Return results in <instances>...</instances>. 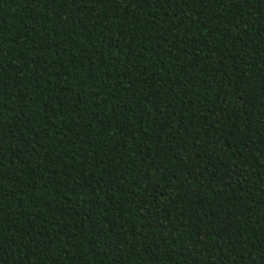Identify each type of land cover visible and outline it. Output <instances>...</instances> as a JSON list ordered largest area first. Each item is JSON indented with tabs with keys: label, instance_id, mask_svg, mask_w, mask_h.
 <instances>
[{
	"label": "trees",
	"instance_id": "trees-1",
	"mask_svg": "<svg viewBox=\"0 0 264 264\" xmlns=\"http://www.w3.org/2000/svg\"><path fill=\"white\" fill-rule=\"evenodd\" d=\"M0 264H264V0H0Z\"/></svg>",
	"mask_w": 264,
	"mask_h": 264
}]
</instances>
